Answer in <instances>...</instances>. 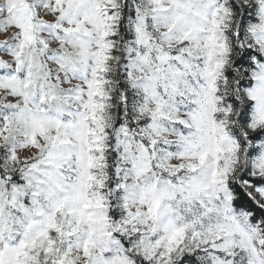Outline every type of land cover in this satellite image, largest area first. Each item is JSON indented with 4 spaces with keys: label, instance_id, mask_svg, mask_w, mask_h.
I'll use <instances>...</instances> for the list:
<instances>
[{
    "label": "snow or ice",
    "instance_id": "6c2138e0",
    "mask_svg": "<svg viewBox=\"0 0 264 264\" xmlns=\"http://www.w3.org/2000/svg\"><path fill=\"white\" fill-rule=\"evenodd\" d=\"M0 264H264V0H0Z\"/></svg>",
    "mask_w": 264,
    "mask_h": 264
}]
</instances>
